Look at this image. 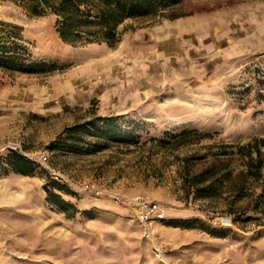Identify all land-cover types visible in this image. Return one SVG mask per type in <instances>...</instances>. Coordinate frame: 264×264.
Returning a JSON list of instances; mask_svg holds the SVG:
<instances>
[{
	"label": "rangeland",
	"instance_id": "rangeland-1",
	"mask_svg": "<svg viewBox=\"0 0 264 264\" xmlns=\"http://www.w3.org/2000/svg\"><path fill=\"white\" fill-rule=\"evenodd\" d=\"M171 11L183 16L126 20L114 46L71 44L55 15L0 0V21L21 26L33 57L54 64L46 74L0 70V264H264V219L233 222L224 201H194L182 181L185 158L195 173L221 144L264 136V0H185ZM94 115L139 123V143L50 148ZM184 129L211 136L157 143ZM10 150L36 171H7ZM51 180L70 192L74 216L47 201ZM137 196L163 214L154 239L142 234Z\"/></svg>",
	"mask_w": 264,
	"mask_h": 264
},
{
	"label": "trees",
	"instance_id": "trees-1",
	"mask_svg": "<svg viewBox=\"0 0 264 264\" xmlns=\"http://www.w3.org/2000/svg\"><path fill=\"white\" fill-rule=\"evenodd\" d=\"M32 16H56L55 29L59 37L71 44L106 42L114 46L120 39L118 31L128 19L154 18L164 15L177 18L182 14L171 11L185 0H14ZM54 64L35 59L23 36L22 27L0 21V70L29 74H46ZM120 116L94 115L88 120L65 128L50 145L52 150L101 151L111 143L138 144L135 129L124 126ZM157 140L163 147L174 149L210 137L208 132L184 129L166 133ZM7 171L31 176L38 164L17 150L4 158ZM190 157L183 160V187L194 201L219 199L225 202L226 212L238 220L264 219V136H254L247 142L223 143L212 151L207 165L191 173ZM52 188V189H51ZM47 201L60 211L74 216L76 206L64 198L70 194L64 184L51 180L46 185ZM72 210V213H68ZM247 213L259 214L256 217Z\"/></svg>",
	"mask_w": 264,
	"mask_h": 264
},
{
	"label": "built area",
	"instance_id": "built-area-1",
	"mask_svg": "<svg viewBox=\"0 0 264 264\" xmlns=\"http://www.w3.org/2000/svg\"><path fill=\"white\" fill-rule=\"evenodd\" d=\"M41 162L47 163L48 155L43 152L39 156ZM133 201L138 206V221L142 230V234L147 239L155 238V223L163 219V214L160 213L157 203L151 201L147 197L137 196ZM159 256V254H157Z\"/></svg>",
	"mask_w": 264,
	"mask_h": 264
}]
</instances>
